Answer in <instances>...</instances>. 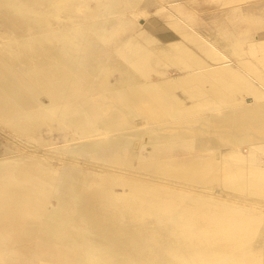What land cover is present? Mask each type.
<instances>
[{"label": "rangeland", "instance_id": "rangeland-1", "mask_svg": "<svg viewBox=\"0 0 264 264\" xmlns=\"http://www.w3.org/2000/svg\"><path fill=\"white\" fill-rule=\"evenodd\" d=\"M226 1L36 0V45L69 55L70 111L46 121L36 109L23 133L0 124V264H264V146L246 137L134 141L122 123L144 97L128 102L124 87L150 89L129 61L157 46L143 33L179 40L168 21L185 20L221 43L240 21ZM223 218L231 237L217 232Z\"/></svg>", "mask_w": 264, "mask_h": 264}, {"label": "crops", "instance_id": "crops-1", "mask_svg": "<svg viewBox=\"0 0 264 264\" xmlns=\"http://www.w3.org/2000/svg\"><path fill=\"white\" fill-rule=\"evenodd\" d=\"M226 2L235 4L232 14L238 13L240 21L239 26L234 23L230 31L222 32L221 43L193 31L185 20L168 21L179 40L158 44L143 33L144 39L165 49L169 59L155 64L149 77L139 72L143 77H137L138 84L150 82L154 90L151 96L164 100L159 104L141 93L143 99L133 107L134 119L122 121L128 126L123 129L137 131L134 141H231L246 137L264 146V0ZM167 99H173L170 104L174 110L167 107ZM244 115L255 122L244 120ZM228 122L233 124L231 131H227Z\"/></svg>", "mask_w": 264, "mask_h": 264}, {"label": "bare ground", "instance_id": "bare-ground-1", "mask_svg": "<svg viewBox=\"0 0 264 264\" xmlns=\"http://www.w3.org/2000/svg\"><path fill=\"white\" fill-rule=\"evenodd\" d=\"M24 11L30 26L27 43H23L21 38V18ZM38 23L36 0H0V124L11 131L25 132L26 122L32 123L34 114L41 113L36 109L46 111V121L55 113L65 116L70 111L67 105L68 52L64 50L58 53L54 47L37 46L35 41ZM74 51L79 53L81 47L77 46ZM168 59L166 50L154 45L150 49L138 48L129 56L131 65L147 77L155 64ZM23 65L28 67V72L24 74L16 70L17 66ZM128 89L124 90L128 102H133L136 95L142 92L149 95L154 91L153 88L144 89L137 85ZM43 97L48 99V103H43L45 100L42 102ZM54 105L59 106L55 108ZM31 109L33 113L30 114ZM65 203L58 198L59 205ZM195 216L201 219L203 213L196 211ZM216 220L217 232L222 233L225 238L231 237L233 230L224 228L228 220Z\"/></svg>", "mask_w": 264, "mask_h": 264}, {"label": "water", "instance_id": "water-1", "mask_svg": "<svg viewBox=\"0 0 264 264\" xmlns=\"http://www.w3.org/2000/svg\"><path fill=\"white\" fill-rule=\"evenodd\" d=\"M70 217V216H69ZM71 218H78V216L77 217H71Z\"/></svg>", "mask_w": 264, "mask_h": 264}]
</instances>
